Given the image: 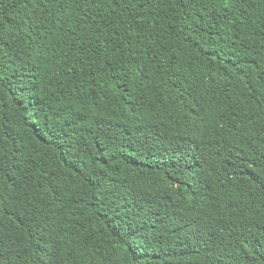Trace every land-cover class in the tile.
I'll list each match as a JSON object with an SVG mask.
<instances>
[{
  "label": "trees",
  "instance_id": "16d2710c",
  "mask_svg": "<svg viewBox=\"0 0 264 264\" xmlns=\"http://www.w3.org/2000/svg\"><path fill=\"white\" fill-rule=\"evenodd\" d=\"M0 264H264V0H0Z\"/></svg>",
  "mask_w": 264,
  "mask_h": 264
}]
</instances>
